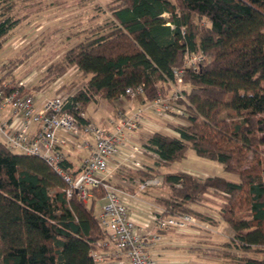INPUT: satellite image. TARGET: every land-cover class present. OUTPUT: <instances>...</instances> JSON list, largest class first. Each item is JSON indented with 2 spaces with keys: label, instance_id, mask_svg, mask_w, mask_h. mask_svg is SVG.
I'll return each mask as SVG.
<instances>
[{
  "label": "trees",
  "instance_id": "16d2710c",
  "mask_svg": "<svg viewBox=\"0 0 264 264\" xmlns=\"http://www.w3.org/2000/svg\"><path fill=\"white\" fill-rule=\"evenodd\" d=\"M110 1V21L70 46L43 79H55L72 65L87 76L74 96L79 103L74 111L84 123L89 120L83 111L96 96L113 101L139 84L144 101L158 92L166 96L172 69L183 65L186 50L198 51L201 60L183 74L186 101L176 115L181 121L170 124L176 135L156 131L144 147L157 153L159 167L191 147L236 173L238 180L160 171L169 187L165 213H190L210 224L225 221L232 230L229 239L218 251H206L264 264V0ZM35 3L0 0V38L30 14L19 15L18 8ZM66 187L42 157L0 141V264H94L90 250L106 236L93 209L103 191L93 188V196L82 201L75 192L67 197ZM214 202L218 217L200 208L213 212Z\"/></svg>",
  "mask_w": 264,
  "mask_h": 264
},
{
  "label": "built area",
  "instance_id": "2783aa9c",
  "mask_svg": "<svg viewBox=\"0 0 264 264\" xmlns=\"http://www.w3.org/2000/svg\"><path fill=\"white\" fill-rule=\"evenodd\" d=\"M201 58L198 51L186 50L183 65L172 69L173 78L169 81L170 90L167 95L158 92L146 108H151L160 117L175 121L176 115L183 113L181 105L185 95L181 84L185 69L196 67ZM25 87L23 81L0 82V141H4L12 150L42 157L66 182L67 197L75 192L78 199L87 201L93 196V188L103 191L97 217L106 236L98 240L96 247L90 250L94 264H157L153 247L161 239L162 229L208 227V223L199 221L190 213L171 214L165 213V209H150L147 216L150 220L147 222L135 220V199L150 186L161 185V176L138 179L132 192L111 182L114 166L110 165V161L114 157L119 163L143 169L145 166L139 158L143 151L158 158L153 150L125 136L142 126L144 108L137 107L128 116L119 111V121L115 123L114 130L110 131L90 120L79 122V115L74 111L79 103L74 100V96L82 87L44 96L38 104L35 102V94L23 91ZM124 94L130 98L141 96L143 85L126 87ZM59 130L68 133L69 138L58 136ZM81 134L85 135L82 141L77 139ZM70 139L73 145L88 151L76 170L64 164L66 159L62 145Z\"/></svg>",
  "mask_w": 264,
  "mask_h": 264
},
{
  "label": "rangeland",
  "instance_id": "374dc122",
  "mask_svg": "<svg viewBox=\"0 0 264 264\" xmlns=\"http://www.w3.org/2000/svg\"><path fill=\"white\" fill-rule=\"evenodd\" d=\"M35 1L36 3L31 9H21V6L18 8L20 10L19 15L28 11L30 14L19 20V22L9 29L4 37L0 38V77L4 73L7 74L1 81H23L26 85L25 89L35 94V96L39 95V99L42 96H50L60 90L67 91L71 88L77 89L84 87L87 76L73 65L68 66L65 72L55 79L49 81L44 80L43 75L49 67H54L58 61H61L65 51L78 40L84 38L90 29L102 26L110 21L111 16L108 6L111 1ZM93 98L87 104L85 114L89 116L91 122L96 125L105 126L109 130H114L115 123L119 121V117L117 116L119 111H122L128 116L138 107L139 102L143 99L142 95L135 98L123 95L115 98L113 101L103 98L100 99L97 96ZM147 103H151V100L147 101ZM148 113L151 115L150 122L155 125L151 126L150 129H155L157 126L158 128H163L162 130H166L164 128L166 124L162 121L163 119L161 117L154 113L151 108H149ZM179 121L177 123H180ZM166 131L176 135L173 131ZM139 133L140 135L133 141L144 146L149 134L147 132ZM78 138L81 141L83 139V137ZM80 151L83 152L84 150L81 149ZM152 156L153 154L143 151L139 155V158L144 166L154 164L153 168L156 171V175L162 177L161 185H154L148 188L151 192L150 195L153 194L157 199H164V196L169 191V187L163 182V176L159 173L160 171L185 170L196 174L200 178L206 175H222L230 180H238L236 173L225 171L221 163L196 154L191 147L186 148L182 157L164 167H159L153 158L155 156ZM119 168L116 173L118 174L119 172V174L125 175L126 178L116 175L113 176L114 172H112L111 182L127 190L132 189L133 187H129L130 184L135 183V181L137 182L141 177L132 172L130 173V170L134 169L128 168L125 164L119 165ZM212 198L217 199L214 196ZM101 203V199H97L94 202L93 209L96 214L100 210ZM209 206L213 209V212L207 209L209 208L208 206L200 208L204 212L218 217V203H210ZM195 207L198 208L199 206ZM151 209L153 210L154 208ZM201 229L206 230L204 234L208 237V242L214 243L213 246L216 249L221 248L222 243L227 241L229 239L228 235L232 233L231 228L225 221H219L217 224H213V226L208 225L207 228ZM230 251L237 256L242 254L236 247H231ZM210 257L214 258V264H242L236 260L231 261L224 256L223 258L221 255L213 256L211 254Z\"/></svg>",
  "mask_w": 264,
  "mask_h": 264
},
{
  "label": "crops",
  "instance_id": "0c3cea01",
  "mask_svg": "<svg viewBox=\"0 0 264 264\" xmlns=\"http://www.w3.org/2000/svg\"><path fill=\"white\" fill-rule=\"evenodd\" d=\"M43 97L44 96H42L41 99H39V95L35 96L36 100L38 99L37 102L39 100H42ZM100 99H102V98H100ZM36 100H35V102H36ZM146 106H147V101H144L142 99L139 102L138 107L144 108V112H143L144 122H143L142 126L139 127L138 129L126 133L125 136L127 137V139L135 140L140 135L139 132H143V133L147 132L150 135L156 131H164V132H168L166 130L173 131V128L170 124L171 123L175 124V123H177V122H175L176 120L177 121L180 120L178 118L175 121H169L165 117H161L163 119L162 121H164L166 124V126L164 127V128H166V130H162L163 128H158L157 126L155 129H150L151 126H155V125L153 123H151L149 120V119H151V115L148 113L149 109L146 108ZM83 116L86 119L90 120L89 116L85 114V110L83 111ZM158 126H160V125H158ZM106 129L109 130L108 128H106ZM168 133H170V132H168ZM57 134L60 137L69 138L68 133H65L61 130H59L57 132ZM80 137H85V135L81 134ZM77 139L79 140V138H77ZM62 148H63L64 154H65V159L67 161L66 164L72 170L78 169L81 166L83 159L88 155V151H86L85 149L82 148L84 151L81 152L80 148L73 145V143H71V139L69 140V142L63 144ZM153 158L157 162L158 158L156 156ZM115 160H117L116 157H114L110 161V164L112 166H114L113 169L116 170V171L113 170V172H114L113 176L116 175L118 177H125V175L119 174V172H118V174L116 173L117 169L118 170L120 169L119 165H121L123 163L122 162L119 163L118 161H115ZM125 165H127V164H125ZM150 166H152V168H153L154 164H147L144 169L138 168V167L133 168V167H129L127 165L128 168L134 169V170H130V173L132 172L133 174H137V176L139 175V177H141V178L144 176H141L140 174H138V170L148 171L151 168ZM116 185H118V184H116ZM129 187H133L132 189H128L129 191H131V192L134 191L135 187H136V181H135V183L130 184ZM150 193L151 192L147 189L144 192V194H141L138 197V199H135L137 202L135 205H133V208L136 211L134 218L137 222H147L148 219L150 220V218H148L147 216L150 214L149 210L151 208H154L155 210L164 209L168 205L167 204L168 202L166 201L165 198L164 199H157L155 196H153V194L150 195ZM100 199L102 200V198H100ZM208 225L213 226V224H210V223H208ZM151 226L152 225H149V227H151ZM201 228H204V227H202V226L187 227L185 230H178V229L173 228V227L162 229L161 230L162 237L159 241H157L155 243V245L153 247V254L157 260V264H214V258L210 257L211 254H209L206 251V249L215 248V246H213L214 243L208 242L209 241L208 237H206V235L204 234L206 232V230L201 229ZM153 229L154 228H151V230H153ZM210 261H211V263H210Z\"/></svg>",
  "mask_w": 264,
  "mask_h": 264
}]
</instances>
